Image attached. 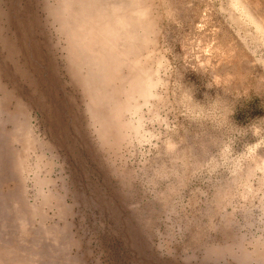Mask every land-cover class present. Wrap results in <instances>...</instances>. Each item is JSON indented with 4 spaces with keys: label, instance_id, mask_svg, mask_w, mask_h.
I'll return each instance as SVG.
<instances>
[{
    "label": "rangeland",
    "instance_id": "rangeland-1",
    "mask_svg": "<svg viewBox=\"0 0 264 264\" xmlns=\"http://www.w3.org/2000/svg\"><path fill=\"white\" fill-rule=\"evenodd\" d=\"M0 264H264V0H0Z\"/></svg>",
    "mask_w": 264,
    "mask_h": 264
},
{
    "label": "bare ground",
    "instance_id": "bare-ground-1",
    "mask_svg": "<svg viewBox=\"0 0 264 264\" xmlns=\"http://www.w3.org/2000/svg\"><path fill=\"white\" fill-rule=\"evenodd\" d=\"M80 30H81V28H80ZM108 31V30H107ZM107 31H106V33H107ZM99 32V31H98ZM100 35V34H99ZM87 36V35H86ZM102 36V35H101ZM104 36V35H103ZM90 37V36H89ZM97 37V36H96ZM105 37V36H104ZM95 38V37H94ZM91 39V38H90ZM100 39V38H99ZM108 39V38H107ZM126 39V38H125ZM98 40V39H97ZM88 42V41H87ZM86 42V43H87ZM95 42V40L93 39V41H92V43H94ZM117 46V45H116ZM89 47H90V44H89ZM98 48V47H97ZM112 49V48H111ZM114 50V49H113ZM97 51V50H96ZM100 51V50H99ZM98 51V52H99ZM110 51V50H109ZM116 51V50H115ZM95 52V51H94ZM93 52V53H94ZM105 52V51H104ZM113 52V51H112ZM106 53H107V51H106ZM95 55V54H94ZM96 55H97V53H96ZM108 55V54H107ZM112 56V55H111ZM95 57V56H94ZM96 58V57H95ZM135 63V62H134ZM96 69V68H95ZM106 69H108V67L106 68ZM103 71V70H102ZM110 71V70H109ZM108 72V71H107ZM106 72V73H107ZM111 72V71H110ZM102 73V72H101ZM105 77V76H104ZM149 78V77H148ZM107 81V80H106ZM112 81V80H111ZM108 82V81H107ZM106 83V82H105ZM156 84H154L151 80H149V79H147V78H145V80H144V82H142L141 84H140V87H141V90H140V92H141V94H142V96L143 97H151L152 96V92H151V89L155 86ZM134 92V91H133ZM135 94V93H134ZM131 95H133V94H131Z\"/></svg>",
    "mask_w": 264,
    "mask_h": 264
}]
</instances>
